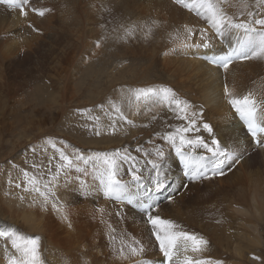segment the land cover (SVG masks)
I'll return each instance as SVG.
<instances>
[{"label":"bare ground","instance_id":"6f19581e","mask_svg":"<svg viewBox=\"0 0 264 264\" xmlns=\"http://www.w3.org/2000/svg\"><path fill=\"white\" fill-rule=\"evenodd\" d=\"M140 1L145 9L150 10V13L165 18L163 26L167 31V41L160 46L159 60L155 61L158 70L151 69L144 78H138L137 51L144 40L145 33L142 26L129 25L127 29H133L131 35H125V28L117 32L119 36L116 34L110 41L111 63L108 68H105L110 73L109 82L104 85V82L95 75L89 84L93 87L92 97L90 101L86 99L82 102L89 107L92 104L91 109L98 110L97 113L101 115L104 126L98 127L99 133L95 129L98 134L93 133L92 140L84 141L82 145L85 149H89L82 154L88 163L76 158L75 162L74 159L71 160L70 166L61 169L64 172L69 168L64 174V181L60 177L61 184L58 186H54L53 182L50 184L47 200V205L57 203L62 207L67 195L74 192L72 198L78 203L91 204L88 208L94 210L96 216L90 217L91 214L88 220L80 219L79 226L77 225L73 232H69L72 228H64V232L67 233L66 241L63 244L60 241L48 243L47 255L53 263L57 264H65L62 263L63 259H66V264H87L88 262L130 264L131 260H134L131 263L137 264L138 261L158 258L162 253L159 251L156 255L154 254L157 248L159 250V244L154 243L157 240L152 234V226L146 222V213L140 210V203L142 199H147L143 197L145 189L152 187L151 177L154 171L148 161L157 160L155 153L159 148L165 154L163 170L167 175L169 187L165 190L166 196L162 195L164 192L151 196L152 199L149 197L151 200L148 199L147 203L153 204L154 215L172 221L176 226L175 231L195 234L207 241L199 252H192L190 247L187 252L181 249L180 257L187 255L194 259L211 260L220 264H264V146L257 148L252 145L242 124L236 119L233 107L228 103L229 97L225 95V87L234 97L242 98L251 93L258 102V114L264 113V58L235 61L227 69L210 65L198 57V54L202 52V46L199 45L207 42L212 47V49L205 48L206 54L213 52L217 55L223 54L226 46L232 48L237 40L243 37L242 29L230 30L234 35L232 38L216 37L204 26L207 20L204 21L202 15H198L197 12L192 15V10L177 3L176 0ZM111 3L115 4L113 1ZM31 7L47 9V0L41 2L31 0ZM30 8L28 15L22 16L19 9L0 4V44L4 49L0 57V85L5 82V77L2 75L5 65L28 70L25 61L36 58L39 54H47V36L50 35L47 30V11L40 16L32 12ZM116 9L111 7V16L115 13L120 19L119 11ZM200 11L204 10L200 9ZM234 21L239 23L246 20L234 19ZM207 24L210 25L208 22ZM189 30L194 32L193 36H189ZM201 30L207 37L206 41L201 37ZM221 38H224L222 42ZM128 60L131 61V65ZM120 65L121 68L118 67ZM98 71L99 69L96 68L95 74ZM153 75L168 81L166 83L174 88L173 94L178 96V100L187 103L186 112H181L174 104L169 103L172 93L169 99L164 100L162 97L136 99V93L131 90L132 87L137 85H140L138 89L159 87L157 86L160 85L159 82V84L153 82L155 81L152 78ZM117 76L122 78L118 79ZM167 84L163 87H167ZM81 94L82 91L80 96ZM83 95L85 96V93ZM109 102L108 106L106 103ZM68 103H65L68 104L66 109L77 107V104H72V101ZM140 105L147 108L137 115ZM104 107H106L104 110L99 111ZM79 108L82 110V106ZM116 108H119L120 112H117ZM85 111L84 115L92 120L95 116L93 112ZM185 114L188 119L182 118ZM66 115L68 113L65 111ZM65 116L61 119L63 120ZM79 120H81L80 117ZM69 121L70 119L66 123L72 129L68 126L66 131L71 133L72 130H76V127L72 125L74 121ZM190 121H195V124L191 126L190 131L184 133L186 138L194 139L200 136L209 145L212 139H216L222 149L242 156L239 162L225 163L221 169L223 175H212L211 168L216 157L204 148L195 150L185 148L184 152L193 158L204 157L199 164L201 171L208 177L193 180L189 174V179L185 180L182 176L181 158L164 136L170 132L175 133L177 129L189 127ZM205 123L211 126V133L203 128ZM82 124V130L75 132L79 136L77 141L87 136V133L92 130L87 121L80 122L78 124L80 128ZM166 127L168 130H164ZM75 137L74 135L73 139ZM259 138L264 140V135ZM177 143H179L178 137ZM90 149L94 152H90ZM131 151L134 152L133 156L130 155ZM116 152H119L120 156H140V159L136 161L121 160L120 157H116L119 166L117 177L120 180L131 182L129 168L133 164L141 170L139 174L144 178L143 188L136 186L129 188L128 195L133 200L131 206L127 205V199L124 203L110 201V197L104 192L103 169L97 154L111 156ZM192 171H195V167ZM71 179V183H67ZM154 200L158 202L153 203ZM90 209L88 211L92 212ZM216 210L223 211L225 215L224 217L221 214L223 219L231 218L235 221L231 224L225 243L211 241L199 233L209 229L213 222L210 223L207 213ZM25 221L29 220L25 219ZM133 241H139L143 246L142 254L138 256L128 254L127 245L132 244ZM122 247L124 257L127 258L121 256ZM9 249L7 247L4 252Z\"/></svg>","mask_w":264,"mask_h":264},{"label":"rangeland","instance_id":"374dc122","mask_svg":"<svg viewBox=\"0 0 264 264\" xmlns=\"http://www.w3.org/2000/svg\"><path fill=\"white\" fill-rule=\"evenodd\" d=\"M112 1L115 4H112ZM111 7L118 9L120 19L115 13L111 16ZM220 7L229 17H233V20L253 19L248 16L249 11L257 14L255 18L264 17V5L258 4L257 0H247V7L242 5L241 0H224ZM195 13L196 10L191 11L192 15ZM164 19L160 15L150 13L140 0H47V30L50 33L47 36V54H39L36 58L25 61L28 70L5 65L6 68L2 71L5 82L0 85V231L18 233L23 237H39V250L43 264H57L49 259L47 244L59 241L63 244L67 234L64 228H72L69 232H73L80 219L88 220L91 214L90 217L96 216V212L88 208L91 204L78 203L72 198L74 192L67 195L62 207L57 203L47 205V200L50 184L52 182L54 186L61 184L60 177L64 181V174L69 170V168L64 172L61 170L68 166L67 162L61 159V153L68 156L70 160L74 159L75 162L78 156H82L86 150H89L82 146L84 141L92 140V134L96 135V132L99 133L98 127L104 126L101 115L97 113L98 110H92V104L89 107L82 102L86 99L90 101L92 97L93 87L89 84L95 75L104 82V85L109 82L110 73L105 68H108L111 63L110 41L116 34L119 36L117 32L127 29L129 25L143 27L145 33L144 40L137 51V70L138 78H144L151 69L158 70L155 61L159 60L160 46L167 41V31L163 26ZM204 26L219 37L207 21ZM227 32L224 36L234 37L230 30ZM193 34L194 32L191 36ZM222 39L224 38H221V42ZM3 51L0 44V57ZM128 61L131 65V61ZM118 67L121 68V65ZM96 68L99 69L97 74H95ZM117 78L122 77L117 76ZM152 78L155 79L154 83H160L156 89H170L173 94L174 88L169 87L166 83L168 81L156 75ZM166 84L168 88L163 87ZM139 87L140 85L134 86L131 90L136 93ZM174 97L178 99L176 94ZM69 101L77 104V107L66 109ZM66 102L68 104H65ZM106 104L109 106L110 102ZM81 106L82 110L79 108ZM146 108L140 105L137 115L144 112ZM85 110L93 112L95 116L92 120L84 115ZM232 110L235 112L234 109ZM65 111L70 118L68 115L65 116ZM63 116L65 117L62 120ZM79 117L83 121L79 120ZM68 119H70L69 122L74 121L72 125L76 127V130H72L71 133L66 131L69 126L66 123ZM85 121L91 125L92 130L87 133V136L77 141L79 136L75 132H80L83 128V124L81 128L78 124ZM69 128L72 129L71 126ZM164 130H168V127ZM74 135L76 137L73 139ZM51 150L52 153H50ZM90 152L94 150L90 149ZM133 154L134 152L131 151L130 155L133 156ZM134 158L131 161L139 160L140 156L137 155ZM71 181L72 179L67 183ZM168 187L166 183L162 195L166 196L165 190ZM151 196H157V194L150 193L146 201L144 199L142 201L147 203L152 199ZM110 201L124 203V200L120 202L113 197H110ZM155 202L158 200H154L153 203ZM126 203L131 206L128 202ZM92 204L95 207L93 202ZM89 209L92 212L88 211ZM207 214L211 220L210 223H213L209 229L199 233L211 241L225 243L231 224L235 221L231 218L223 219L222 210ZM154 243L159 244L158 241ZM7 247L10 249L4 252ZM157 253H159L158 248L154 254ZM13 255L19 256V253L13 249L11 238L0 237V264H9L10 257ZM163 260V254H160L158 258L146 262L162 264ZM133 261L129 263L133 264L131 263ZM62 263L66 264V259H63Z\"/></svg>","mask_w":264,"mask_h":264},{"label":"snow or ice","instance_id":"6c2138e0","mask_svg":"<svg viewBox=\"0 0 264 264\" xmlns=\"http://www.w3.org/2000/svg\"><path fill=\"white\" fill-rule=\"evenodd\" d=\"M176 2L183 4V6L189 8V10H196L198 15H202V17L207 20L218 36L223 37L227 31L232 29L243 30V37L237 40L236 45L226 54L215 57L211 62L227 69L234 59L246 60L264 58V17L255 18L257 14L249 11L248 16L253 17V19L237 23L220 7V4L223 3L224 0H188V2H185V0H176ZM241 3L244 7H247V0H241ZM257 3L264 5V0H257ZM0 4H7L10 8L19 9L22 16H27L31 0H0ZM200 9L204 11L201 12ZM30 10L40 16H43L45 11H47V9H38L35 7H31ZM132 31V28L125 29V35H131ZM191 35L192 32L189 30V36ZM201 37L205 41L207 40L203 30H201ZM199 46L208 47L209 45L205 42ZM170 94V89L146 88L138 89L135 95L137 100H147L153 97L169 99ZM225 95L229 97L228 103L246 125L247 131L252 136L255 143L258 146H264V140L258 138L264 135V113L258 114L257 100L253 98L251 93L242 98L234 97L227 87H225ZM169 103L174 104L181 112H186V108L188 107L186 102L175 99L174 94L169 100ZM116 111L120 112V109L116 108ZM182 118L188 119L186 114ZM128 122L131 123V121ZM194 124L195 121H190L189 127L177 129L175 133L170 132L164 136V139L172 145L176 154L181 158L185 168L188 169L185 173L186 175L190 174L193 180L201 177L208 178L207 174L201 171V166L199 164V161H202L204 157L193 158L190 154L184 152L185 148H191L193 150L196 148H204L207 152L211 153L213 157H216L211 170L212 175H223L224 173L221 169L225 163L239 162L242 156H237L222 149L219 141L216 139H212L211 145H209L200 136L194 139L186 138L184 133L190 131L191 126ZM203 128L209 133L212 132L211 126L207 123L203 125ZM177 137L179 143H177ZM155 154L157 160L148 161V163L151 164L154 175L151 177L152 187L145 189V196H148V194L153 191L160 192L165 188L167 183V175L163 170L165 154L163 150L159 148L156 150ZM116 157H120L121 160L135 159L128 155L120 156L119 152L111 156L107 154H97V159L103 169L102 175L104 179L102 183L104 192L108 197H113L116 200L127 199L128 203L131 204L133 200L128 195L129 188L132 186L143 188L144 178L139 174L141 170L133 164L132 167L129 168L131 182L120 180L117 177L119 166ZM220 157H223V159H220ZM61 159L66 161L69 166L71 165V160L63 153H61ZM77 159L84 160V157L78 156ZM84 162L88 163L87 160H84ZM61 167H63V165ZM193 167H195L194 172L192 171ZM37 191H39V189H37ZM40 194L45 195V193ZM169 199H171V197H169ZM140 210L146 213L147 223L152 226V234L159 242V251L164 257L162 264H220V262H213L211 260L194 259L187 255L181 258L179 255L181 249L187 252L190 247L192 252H199L202 250L203 246L207 244V241L199 238L195 234L175 231L174 229L176 226L172 221L164 220L159 215L153 214L152 203H144L141 201ZM0 237L11 238L12 247L19 253V256L13 255L10 257L9 264H43L39 250V237H23L18 233L6 231H0ZM127 250L128 254L131 256H138L144 252V248L140 245L139 241H133L132 244H128ZM120 253L123 258H127L124 257L123 247L120 249ZM255 258L259 259L258 257ZM137 264H148V262L138 261Z\"/></svg>","mask_w":264,"mask_h":264}]
</instances>
